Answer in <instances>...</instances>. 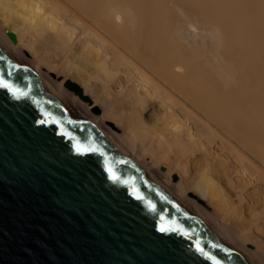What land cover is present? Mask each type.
<instances>
[{"label": "bare ground", "instance_id": "6f19581e", "mask_svg": "<svg viewBox=\"0 0 264 264\" xmlns=\"http://www.w3.org/2000/svg\"><path fill=\"white\" fill-rule=\"evenodd\" d=\"M0 13L4 48L264 264V0H0Z\"/></svg>", "mask_w": 264, "mask_h": 264}, {"label": "water", "instance_id": "95a60500", "mask_svg": "<svg viewBox=\"0 0 264 264\" xmlns=\"http://www.w3.org/2000/svg\"><path fill=\"white\" fill-rule=\"evenodd\" d=\"M0 80V264H250L1 44Z\"/></svg>", "mask_w": 264, "mask_h": 264}, {"label": "rangeland", "instance_id": "374dc122", "mask_svg": "<svg viewBox=\"0 0 264 264\" xmlns=\"http://www.w3.org/2000/svg\"><path fill=\"white\" fill-rule=\"evenodd\" d=\"M2 18V15H1V13H0V19ZM14 42V41H13ZM38 44L36 43V46H37ZM38 47V46H37ZM59 57H52V58H50V61H51V64L52 65H57V64H59V62H63L62 60L61 61H59ZM60 79H61V77H60ZM67 79H71V80H74V81H76V82H79L73 75H69V76H67ZM67 88V87H66ZM68 89V88H67ZM69 90V89H68ZM70 91H72V90H70ZM93 112L94 113H96V114H100L101 112H100V110L98 109V111H95L94 109H93ZM192 166H193V162H192ZM191 166V167H192ZM159 168H160V170H162V171H165V169H166V167H165V164H161L160 166H159ZM171 178H172V180H178V174H177V172L175 171V172H173L172 174H171ZM190 194H193V191H190L189 192ZM262 193V192H261ZM258 194H260L259 193V191H258ZM246 247L247 248H249V249H253V245L251 244V243H248L247 245H246Z\"/></svg>", "mask_w": 264, "mask_h": 264}, {"label": "snow or ice", "instance_id": "6c2138e0", "mask_svg": "<svg viewBox=\"0 0 264 264\" xmlns=\"http://www.w3.org/2000/svg\"><path fill=\"white\" fill-rule=\"evenodd\" d=\"M0 87H4V88H11V86L9 85V84H6L3 80H0ZM79 150V149H78ZM109 173H110V177L112 178V179H116V177L114 176V175H112V173H111V169H109ZM164 229L162 228L161 229V231H163ZM198 251H202V249H199L198 248ZM205 255H207V254H205ZM210 259H213V264H219V262L218 261H216L214 258H212V257H209Z\"/></svg>", "mask_w": 264, "mask_h": 264}]
</instances>
